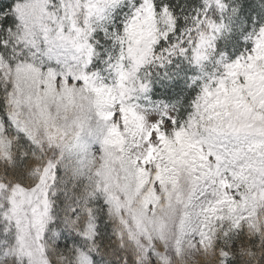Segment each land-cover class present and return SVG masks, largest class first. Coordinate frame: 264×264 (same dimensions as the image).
Instances as JSON below:
<instances>
[{
	"label": "snow or ice",
	"instance_id": "1",
	"mask_svg": "<svg viewBox=\"0 0 264 264\" xmlns=\"http://www.w3.org/2000/svg\"><path fill=\"white\" fill-rule=\"evenodd\" d=\"M259 42H264V0H0V64L30 65L42 79L66 80L74 100L79 94L80 102L73 105L78 113L90 110L88 94L96 89L115 93L119 104L136 101L137 108L154 113L157 126L183 128L194 149L215 161L218 175L235 174L240 162L258 163L264 175V49H258ZM10 86L8 81L0 88L5 109ZM104 107L96 103L99 114ZM52 151L58 158L45 166L53 180L43 184L48 196L59 194L51 191L58 179L53 170L63 163V149ZM36 163L28 153L5 159L4 176L31 175ZM77 176L73 169L71 178ZM60 183L67 191L68 180ZM54 206V200L45 199L34 214L41 221L37 238L49 232L52 246L59 248L78 213L70 208L61 218ZM80 238L79 233L72 237ZM19 243L20 232L0 209V264H24L16 254ZM61 255L63 261L53 257L49 264H72V257ZM97 255L109 256L103 264H111L110 254L99 252L90 254L92 264H101ZM154 258L149 255L145 264H154ZM122 264L139 261L125 255ZM226 264L248 262L235 257Z\"/></svg>",
	"mask_w": 264,
	"mask_h": 264
},
{
	"label": "rangeland",
	"instance_id": "2",
	"mask_svg": "<svg viewBox=\"0 0 264 264\" xmlns=\"http://www.w3.org/2000/svg\"><path fill=\"white\" fill-rule=\"evenodd\" d=\"M257 47L264 49V42ZM8 81L14 119L0 113V162L10 160L11 136L6 130L13 126L45 149L47 162L58 158L53 149L59 154L62 148V154L92 173L94 183L105 186L102 206L105 202L114 215L123 210L132 216L131 239L141 259L154 253V264H188L220 232L234 231L249 221L264 201V175L258 163L240 162L235 174L230 170L218 175L215 161L194 149L183 128L157 126L151 119L154 113L137 108L136 101L119 104L115 93L110 96L96 89L86 93L93 101L90 110L78 113L73 105L80 102L79 94L74 100L66 80L57 82L55 76L42 79L30 65L10 68L4 61L0 64L1 85ZM97 102L105 106L102 114L96 109ZM114 111L120 115L114 117ZM13 185L3 191L8 199L3 205L10 204L24 242L34 246L31 264H49L45 232L37 238L41 221L34 214L37 204L48 199L47 191ZM94 230L92 223L90 236ZM74 262L92 264L86 251Z\"/></svg>",
	"mask_w": 264,
	"mask_h": 264
},
{
	"label": "trees",
	"instance_id": "3",
	"mask_svg": "<svg viewBox=\"0 0 264 264\" xmlns=\"http://www.w3.org/2000/svg\"><path fill=\"white\" fill-rule=\"evenodd\" d=\"M3 86L0 82V88ZM11 90L7 93L10 94ZM5 111L10 119L12 117L14 106L8 101L6 109L3 105H0V113L5 116ZM12 113V114H11ZM11 136L10 145V160L12 158H20L24 154H31L35 158L37 163L33 166V174L27 175L23 178H8L7 182L19 183L23 186L30 187L34 184L39 185L37 187H43L46 180L48 185H53V180L48 172L45 171L47 164L46 151L38 143L32 140L22 129L13 126L6 130ZM30 141V143L28 142ZM2 150V148H0ZM60 153V151H59ZM63 155V163L59 165L53 171L57 174V181L51 188L52 192H57L58 195L48 196V200H54V213L59 217H64L70 213V208L77 210V215L74 217L76 220L75 225L71 231L65 232L64 237L61 238V244L59 248L52 246L51 236L49 232L44 233V243L46 244L45 253L47 254L49 261L51 258L56 257L58 261H63L64 256L61 253L67 254L72 257V264H75L74 260L77 255L82 251H86L89 256L91 253H106L110 254L111 264H122V257L128 255L134 257L139 264H144L146 259L140 258V252L136 248V244L131 239V220L132 216L125 214L123 210L119 214L114 215L110 209H107V204L104 202L102 206L101 201L104 200L105 186H100L93 182L94 178L92 173L82 170L76 165V160ZM4 160L6 158H3ZM78 161V160H77ZM65 165V167H63ZM0 167L3 168V176H0V209H5L6 214L10 217L13 231H19L21 235V243L16 246V254L21 257L24 264H31V255L34 251L32 243H26L23 240V234L18 219L14 215V212L7 203L5 208L3 202H6L7 196H4L3 191L8 187L6 182L2 180L4 176L5 164L4 161L0 162ZM78 170V176L73 180L71 178L72 170ZM117 172V170L115 171ZM68 180L67 191L64 190L65 186L60 183L61 180ZM108 189L110 187H107ZM48 193V189H46ZM132 207V202L129 200ZM106 209L108 211H106ZM128 215V216H127ZM129 221V224L128 222ZM92 223H95V232L90 236L88 230ZM77 233L80 234V239H72ZM30 241V240H29ZM75 253L71 251L74 246ZM206 246V245H205ZM66 247V248H65ZM196 255L194 261L188 264H226V261L230 258L240 257L248 264H259L261 255H264V201L261 202L257 213L251 217L249 221H244L242 225L226 234L220 232L219 237L212 240L208 246L201 250ZM143 254V251H141ZM99 260L101 264L105 259H108L107 255H97L94 257ZM48 261V263H49ZM160 262V261H159ZM160 263H164L163 261ZM172 264H180L173 262Z\"/></svg>",
	"mask_w": 264,
	"mask_h": 264
},
{
	"label": "bare ground",
	"instance_id": "4",
	"mask_svg": "<svg viewBox=\"0 0 264 264\" xmlns=\"http://www.w3.org/2000/svg\"><path fill=\"white\" fill-rule=\"evenodd\" d=\"M66 248V247H65Z\"/></svg>",
	"mask_w": 264,
	"mask_h": 264
}]
</instances>
